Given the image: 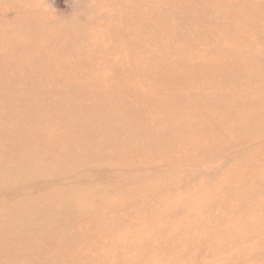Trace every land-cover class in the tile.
I'll use <instances>...</instances> for the list:
<instances>
[{
    "label": "rangeland",
    "instance_id": "rangeland-1",
    "mask_svg": "<svg viewBox=\"0 0 264 264\" xmlns=\"http://www.w3.org/2000/svg\"><path fill=\"white\" fill-rule=\"evenodd\" d=\"M0 264H264V0H0Z\"/></svg>",
    "mask_w": 264,
    "mask_h": 264
}]
</instances>
